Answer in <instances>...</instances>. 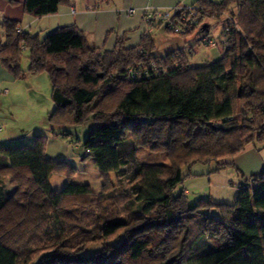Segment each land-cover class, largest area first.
I'll list each match as a JSON object with an SVG mask.
<instances>
[{
    "label": "trees",
    "instance_id": "trees-1",
    "mask_svg": "<svg viewBox=\"0 0 264 264\" xmlns=\"http://www.w3.org/2000/svg\"><path fill=\"white\" fill-rule=\"evenodd\" d=\"M62 1L25 0V11L42 17ZM189 5L205 23L223 20L216 45L222 56L210 63L193 65L194 47L155 55L148 36L135 47L118 37L113 49H103L75 25L41 38L17 20L2 21L0 62L15 78L48 74L50 123H96L82 160L95 159L102 184L96 192L72 181L79 167L47 157L44 135L0 144V264H264V168L245 179L233 204L200 199L190 206L179 191L191 175L185 167H228L247 145L264 143V0ZM205 23L170 32L188 38L202 34ZM182 50L175 65L169 58ZM162 56L166 71L129 76L130 67ZM140 148L165 159L142 161ZM7 175L11 192L1 184ZM54 175L67 179L60 190L52 187ZM93 243L102 247L83 254Z\"/></svg>",
    "mask_w": 264,
    "mask_h": 264
},
{
    "label": "rangeland",
    "instance_id": "rangeland-1",
    "mask_svg": "<svg viewBox=\"0 0 264 264\" xmlns=\"http://www.w3.org/2000/svg\"><path fill=\"white\" fill-rule=\"evenodd\" d=\"M221 2L222 0H214ZM217 20V21H216ZM212 24L209 37L215 41L223 40V20L207 19ZM169 32L170 30L167 29ZM171 33V32H170ZM205 33H196L193 45L194 52L191 62L201 65L206 61L216 60L223 52L222 44L216 47H211L206 42L202 41V35ZM172 34V33H171ZM165 38L161 39L160 47L156 53L162 54L168 46L178 43L183 38L178 35L165 34ZM191 37V36H190ZM188 37V38H190ZM188 48V47H186ZM181 49H184L182 47ZM218 56V57H217ZM29 65L28 53L25 50L22 56V68L27 71ZM37 75V76H36ZM16 84L4 85V88H9V94H1L0 96V144L14 145L31 142L36 135H44L47 137V145L45 153L47 157L56 160H67L79 167V171L73 176L72 181L77 183H90L92 188L98 192L101 190L102 178L100 170L95 164L94 158H89L86 161L82 160L85 154L84 142L89 132L96 127L93 120H89L84 124H71L69 126H55L49 121V114L55 108V103L52 98V84L46 72L27 76V78H15ZM261 150L264 156V143L255 144ZM241 154V153H240ZM240 155H237L238 157ZM138 157L142 161H158L164 160L165 156L161 153L151 151L147 148L138 150ZM233 158V163L234 159ZM248 157V156H246ZM244 162V160H243ZM210 164H195L192 167H185V175L191 171V175L184 179L180 185L179 191L184 190L187 195V200L190 206H193L200 199L209 198L212 191L216 190L215 183H209L208 178L202 173L208 172ZM229 168L241 175L245 171L243 163L228 165ZM239 169V170H238ZM223 183V179L219 178ZM67 183V179L58 175L51 178L52 187L56 190L62 189ZM6 191L11 192L15 188L11 176H3L1 182ZM112 239L111 241H115ZM101 244H90L83 254H91L101 248Z\"/></svg>",
    "mask_w": 264,
    "mask_h": 264
},
{
    "label": "crops",
    "instance_id": "crops-1",
    "mask_svg": "<svg viewBox=\"0 0 264 264\" xmlns=\"http://www.w3.org/2000/svg\"><path fill=\"white\" fill-rule=\"evenodd\" d=\"M196 0H63L57 12L42 17H35L25 11V0H0V45L5 42V32L1 23L5 19L20 22L22 31L30 32L44 38L51 31L63 27L75 25L86 36L92 46L103 49H113L117 38L124 37L127 47H135L142 43L145 36L154 44V54L164 55L182 47H189L195 41L191 38L182 39L176 44L165 48L162 54L156 53L165 34H171L164 26L148 22L144 18L146 9H172L179 5L194 3ZM135 9L134 14H128L127 10ZM212 29L210 21L205 23L202 33ZM27 51V50H26ZM222 54L219 55V57ZM218 57V56H217ZM218 57V58H219ZM192 59V57H191ZM217 59V58H216ZM206 61L203 64L210 63ZM193 65H197L192 63ZM202 65V64H201ZM37 76V75H36ZM15 77L0 62V96L9 94V88L4 85L16 84ZM255 144H249L245 150L234 159V163H243L245 171L241 175L232 171L229 166L218 169L216 163H212L208 172L202 173L208 178L209 183H215L216 190L205 198L216 203L233 204L240 188L245 185V179L251 175L260 173L264 168V156ZM248 156V157H246ZM244 160V162H243ZM239 170V169H238ZM191 172V171H189ZM219 178L224 181L221 183ZM211 214L221 217L219 210L213 208Z\"/></svg>",
    "mask_w": 264,
    "mask_h": 264
},
{
    "label": "built area",
    "instance_id": "built-area-1",
    "mask_svg": "<svg viewBox=\"0 0 264 264\" xmlns=\"http://www.w3.org/2000/svg\"><path fill=\"white\" fill-rule=\"evenodd\" d=\"M134 12L135 9L133 8L127 10V13L130 15L134 14ZM144 18H146L148 22L163 24L167 29L177 34H186L194 28H197L196 31H198L205 23V21H202L200 18V12L198 11L197 6L189 4L172 9H146L144 11ZM202 38L211 47L217 45V42L213 41L207 34L202 35ZM181 52H183V50L175 52L177 55H172V57L169 58L175 65H177V60L175 58L181 56ZM165 57L166 56H162L155 61H150L149 64L146 65L140 62L135 66L130 67L128 74L130 77L135 78L146 76L151 73H158V71L162 69L161 62ZM162 70L166 71L165 68Z\"/></svg>",
    "mask_w": 264,
    "mask_h": 264
}]
</instances>
